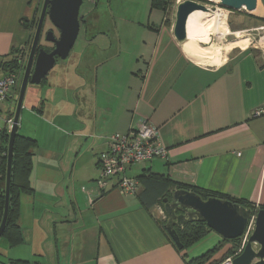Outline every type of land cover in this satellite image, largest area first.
<instances>
[{"label": "crops", "instance_id": "crops-1", "mask_svg": "<svg viewBox=\"0 0 264 264\" xmlns=\"http://www.w3.org/2000/svg\"><path fill=\"white\" fill-rule=\"evenodd\" d=\"M44 1L0 0V65L20 49L25 65ZM182 1L175 0L163 19H152V0H145L144 11L122 20L123 26L116 23L114 32L85 16L80 48L34 91L27 88L18 132L37 147L34 192L20 197V225L24 233L74 229L58 240L59 252L35 255L39 261L26 260L31 264L45 257L70 264L71 255L80 264H189L220 244L214 260L225 257L232 245L213 230L178 251L165 229L164 208L141 203L140 182L134 195L125 194L116 178L106 190L96 184L99 155L108 150L110 137L126 135L144 120L157 128L168 157L132 166L129 177L155 174L172 183L171 195L184 185L264 209V45L254 40L251 47L233 49L221 65L202 66L174 36ZM229 11L223 10L233 24L235 14H246L252 31L263 29L264 0H256L251 13ZM16 102L7 104L8 112ZM25 111L41 129L25 124ZM76 237L72 249L70 239ZM241 240L238 254L223 264L242 253Z\"/></svg>", "mask_w": 264, "mask_h": 264}, {"label": "water", "instance_id": "water-1", "mask_svg": "<svg viewBox=\"0 0 264 264\" xmlns=\"http://www.w3.org/2000/svg\"><path fill=\"white\" fill-rule=\"evenodd\" d=\"M85 0H45L38 25L33 38L29 61L22 79L14 126L10 136L6 205L0 227V240L7 226L10 208V190L12 179L13 155L15 139L19 130L20 115L25 94L29 85H40L54 69L57 60H66L73 50L81 30L80 11ZM204 2L211 0H185L177 5L175 13L174 36L180 45L188 41V21L195 12L214 14L217 8L232 11L245 10L251 13L256 8V0H218L216 5L208 6ZM214 3V2H212ZM59 31L46 34V41L54 44L50 52L39 48L46 19ZM164 210L167 215L165 229L179 250L184 249L178 229L188 224L205 223L207 227L226 240L244 237L250 223L255 227L240 255L231 264H264V209L254 211L252 208L233 203L229 200L209 198L204 200L199 194L180 189L164 199Z\"/></svg>", "mask_w": 264, "mask_h": 264}, {"label": "rangeland", "instance_id": "rangeland-1", "mask_svg": "<svg viewBox=\"0 0 264 264\" xmlns=\"http://www.w3.org/2000/svg\"><path fill=\"white\" fill-rule=\"evenodd\" d=\"M204 3L208 6L213 5L212 2H204ZM145 6H146L145 0H95L93 2L91 0H85L83 6L81 7L80 16L81 17L89 16L90 19L92 18L91 19L92 22H100L101 28L105 30L108 29L114 32L116 23L119 24L118 27L123 26L122 20L125 21L127 20V18L133 17L136 14L140 15L141 11H144L142 10V7L144 9ZM152 10H153L152 19H156V18L163 19L165 17L164 11H161L159 9H152ZM237 14L238 15L235 14V16L233 15L235 17L234 18L235 21L237 22H234L233 24L232 20L230 19L228 20V18H226L225 27H227V30L226 29L225 30L216 29L217 31H215V34L212 35L211 40L208 44L206 45L200 44V46L210 49L209 51L212 52L213 54L210 55L208 58H202V60L200 61L197 60L196 62L200 63L202 66H205V67H217L224 62L227 55L233 49L240 50V48H243L240 45H235V43L237 42H242L246 40L248 42L246 47H251V45L254 43V40H256V42H260V40H262V44L264 45V22H260V25L263 27V29L252 31L253 24H252L251 19H249V17L246 14H243V15L239 13ZM145 20H147V16ZM247 30H250V31H247ZM50 31H54L56 35L59 34V31L53 26V24L48 19L46 20L44 24L41 44H45V45L49 44L46 41V34ZM83 35H84V28L81 26L80 35L78 37V40L72 52L77 51L80 48ZM29 56H30V52L28 53L26 60H25V65L23 66V69L21 70L22 79L25 73L27 63L29 61ZM64 61L65 60H58L55 68L59 67ZM53 71L54 69L51 71V73ZM28 87H29V91L30 90L34 91L33 89H35V87L37 86L29 85ZM24 108L25 107L23 106L22 110ZM8 109H9V106L6 104L4 117L7 116ZM16 109H17V102L14 104L12 111L16 112ZM25 114H26L24 117L25 124L26 123L28 124L30 122L29 125H31L34 122V126L36 128L39 127L41 129V124L39 123V121L35 120L34 118H31V121H30L29 113L25 111ZM22 118L20 116V124H21ZM44 144L45 143H43L42 145L44 146ZM62 226L60 229H30L29 231H26V233H24L23 244L16 246V247H10L5 242V240L1 239L0 240V264H20L18 263V261H26L29 259L30 260L34 259V262H35V261H39V259H37L35 255H44L45 252L48 253L50 250L59 252L60 249L63 248L62 246L63 243L60 242V249L57 250L58 240H60L61 238L64 239L66 236L71 235L74 230V229H65V227H62ZM254 227H255V223L253 222L251 229H254ZM72 239H75V238H72ZM72 239H70V242L73 243L72 244V249H73L75 246V243L77 246L79 241L77 237L75 240H72ZM71 253H73V250L71 251ZM71 257L69 260L70 264H80V263H76L77 262L76 259L73 260ZM90 260L93 262V259H90ZM41 262L42 264H66L64 263V261L57 263L56 259L53 260L50 257H45L44 259H41ZM82 264H93V263L85 260V262Z\"/></svg>", "mask_w": 264, "mask_h": 264}, {"label": "trees", "instance_id": "trees-1", "mask_svg": "<svg viewBox=\"0 0 264 264\" xmlns=\"http://www.w3.org/2000/svg\"><path fill=\"white\" fill-rule=\"evenodd\" d=\"M175 0H152V9H159L164 11L166 16L170 12L171 7L174 5ZM97 4V3H96ZM47 20V19H46ZM39 21V20H38ZM38 21L35 25H32V30L35 32ZM81 26L86 30V20L85 16H80ZM166 22H168L166 20ZM264 22V21H263ZM28 26V25H27ZM29 27V26H28ZM33 32L30 45L33 42L35 33ZM58 35V34H57ZM49 45L41 44L39 48L44 49L47 52ZM31 51V49H30ZM16 57L11 59L9 62H3L2 68L5 73H16L23 69L24 65V50L14 51ZM59 60V59H58ZM57 60V62H58ZM46 81V78L43 82ZM21 89V87H20ZM20 94V92H19ZM19 99V95H18ZM12 113V112H11ZM15 117L16 112L12 113ZM11 134L5 132L3 136V145L0 153V227L3 221L6 205V189H7V171H8V154H9V142ZM37 147L36 140L23 136L19 132L17 133L14 145V155H13V167H12V179H11V190H10V208L7 226L4 230L1 239L10 247H16L24 242V231L20 225V197L22 194H33L34 190L31 186V173L33 169V150ZM138 181L143 187V192L139 195L141 203L146 209H151L155 206H160L164 208V199L170 198V187L172 183L162 176L149 174L143 175L138 178ZM179 188H184L187 190H192L193 192L199 194L204 200L212 197L211 193L202 192L197 189H192L184 185H179ZM233 203L245 206L246 208H251V205L243 203L241 201H234L232 199H227ZM262 210V209H260ZM211 232V229L207 227L205 223H193L188 224L184 228L178 229V234L182 244L184 245L183 252L190 248L192 245L200 241L207 234ZM230 243L232 248L226 253L225 257L220 260H214V257L221 251L224 245H219L213 250L206 253L204 256L197 259H193L189 264H222L224 260L234 257L238 254L242 240H224V243ZM20 264H31L29 261H18Z\"/></svg>", "mask_w": 264, "mask_h": 264}, {"label": "built area", "instance_id": "built-area-1", "mask_svg": "<svg viewBox=\"0 0 264 264\" xmlns=\"http://www.w3.org/2000/svg\"><path fill=\"white\" fill-rule=\"evenodd\" d=\"M213 5L217 6L216 3ZM217 9V12H223V10L230 12L223 8ZM226 18H228V14H226ZM21 84L22 71L12 74L5 73L0 65V153L3 136L5 132L11 134L15 119L10 111L4 117L5 105L14 98H18ZM167 157L168 149L161 144L157 128L149 120H144L137 129L128 134H114L110 137L108 150L99 155L101 174L96 184L101 190H106L110 180L116 178L120 189L125 194L134 195L139 190V181L128 176V169L137 164L150 162L157 158L166 159ZM85 189L83 188V190ZM253 222L254 220L250 223L243 237L244 247L253 231L251 229Z\"/></svg>", "mask_w": 264, "mask_h": 264}, {"label": "bare ground", "instance_id": "bare-ground-1", "mask_svg": "<svg viewBox=\"0 0 264 264\" xmlns=\"http://www.w3.org/2000/svg\"><path fill=\"white\" fill-rule=\"evenodd\" d=\"M211 1L214 3L218 2V0ZM225 26L226 16L223 12H216L214 14L204 12L193 13L188 21V41L184 45L187 54L196 61L208 58L213 53L209 51L210 49L200 46V44H208L212 35L217 31L216 29L227 30ZM247 44L246 40L235 43V45H240L243 49L246 48Z\"/></svg>", "mask_w": 264, "mask_h": 264}, {"label": "flooded vegetation", "instance_id": "flooded-vegetation-1", "mask_svg": "<svg viewBox=\"0 0 264 264\" xmlns=\"http://www.w3.org/2000/svg\"><path fill=\"white\" fill-rule=\"evenodd\" d=\"M47 20H48V18H47ZM54 33H55V32H54ZM42 35H43V33H42ZM55 35H56V33H55ZM56 37H59V34L56 35ZM41 39H42V37H41ZM48 45H49V47H47V49L50 50V51H52V50L54 49V44L49 43Z\"/></svg>", "mask_w": 264, "mask_h": 264}]
</instances>
